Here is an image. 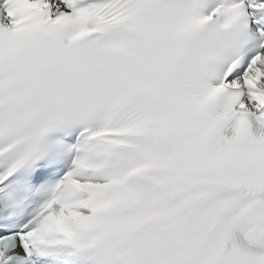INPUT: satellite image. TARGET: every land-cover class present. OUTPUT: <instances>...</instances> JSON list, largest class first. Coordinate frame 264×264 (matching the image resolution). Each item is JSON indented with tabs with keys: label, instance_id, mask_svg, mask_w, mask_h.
<instances>
[{
	"label": "snow or ice",
	"instance_id": "obj_1",
	"mask_svg": "<svg viewBox=\"0 0 264 264\" xmlns=\"http://www.w3.org/2000/svg\"><path fill=\"white\" fill-rule=\"evenodd\" d=\"M0 264H264V0H0Z\"/></svg>",
	"mask_w": 264,
	"mask_h": 264
}]
</instances>
